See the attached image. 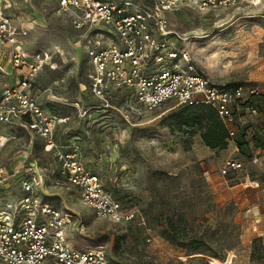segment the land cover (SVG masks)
<instances>
[{"label": "rangeland", "instance_id": "rangeland-1", "mask_svg": "<svg viewBox=\"0 0 264 264\" xmlns=\"http://www.w3.org/2000/svg\"><path fill=\"white\" fill-rule=\"evenodd\" d=\"M169 15L189 59L181 67L216 85L259 89L257 115L237 118L226 150L206 147L197 127L192 133L176 124L183 106L174 101L147 111L114 91L105 95L109 106L93 98L86 33L73 27L57 0H0V26L7 25L28 57L46 58L34 82L42 107L70 117L57 127L58 138L79 137L84 165L136 219L114 223L97 216L52 173L54 157L27 130L0 146V169L12 174L35 158L47 170L42 199L70 215V246L104 251L109 264H264V0L208 13L182 7ZM3 35L0 91L27 74L12 67L14 45ZM20 192L18 177L12 178L0 187V204Z\"/></svg>", "mask_w": 264, "mask_h": 264}, {"label": "built area", "instance_id": "built-area-1", "mask_svg": "<svg viewBox=\"0 0 264 264\" xmlns=\"http://www.w3.org/2000/svg\"><path fill=\"white\" fill-rule=\"evenodd\" d=\"M57 1L60 12L72 15L73 27L86 33L81 38L89 58V90L107 106L105 95L112 91L147 111L169 101L180 106L208 105L217 111L231 138L237 118L257 115L253 99L260 94L258 88L216 85L194 73L193 67H181L180 61L188 63L189 59L179 49L181 37L172 28L169 14L182 7L208 13L262 0ZM3 34L14 45L12 67L27 69V74L0 91V146L21 129L34 133L54 157L52 173L74 187L85 206L114 223L136 219V212L125 210L99 174L84 165L79 137L67 142L58 138L57 127L67 124L70 117H58L42 107L34 82L46 58L28 57L6 24L0 26V38ZM32 160L12 174L0 169V187L18 177L21 189L17 198L0 204V264H109L104 251L70 246L66 235L70 215L42 199L38 190L46 182L47 170ZM228 166L239 169L242 165L232 162Z\"/></svg>", "mask_w": 264, "mask_h": 264}, {"label": "trees", "instance_id": "trees-1", "mask_svg": "<svg viewBox=\"0 0 264 264\" xmlns=\"http://www.w3.org/2000/svg\"><path fill=\"white\" fill-rule=\"evenodd\" d=\"M233 86L237 85H228V87ZM175 123L180 127L191 129L190 132L197 127V130H201V139L204 145L211 150H226L229 146V142L235 140V137L231 138L228 128L220 118L217 111L208 105L183 106L182 110L175 119ZM237 144L239 146L243 145L240 142ZM41 148L42 149L40 150L44 152L43 146ZM39 162H41V160ZM112 194L114 195L113 192ZM170 230L175 232L177 231L175 224L170 223ZM171 241L177 243L174 239H171ZM197 250L198 249H195V251ZM214 257H216V255H214Z\"/></svg>", "mask_w": 264, "mask_h": 264}, {"label": "bare ground", "instance_id": "bare-ground-1", "mask_svg": "<svg viewBox=\"0 0 264 264\" xmlns=\"http://www.w3.org/2000/svg\"><path fill=\"white\" fill-rule=\"evenodd\" d=\"M214 264H220L219 262H217L216 260L214 261Z\"/></svg>", "mask_w": 264, "mask_h": 264}, {"label": "flooded vegetation", "instance_id": "flooded-vegetation-1", "mask_svg": "<svg viewBox=\"0 0 264 264\" xmlns=\"http://www.w3.org/2000/svg\"><path fill=\"white\" fill-rule=\"evenodd\" d=\"M110 99V98H109ZM101 105V104H100ZM102 106V105H101Z\"/></svg>", "mask_w": 264, "mask_h": 264}]
</instances>
